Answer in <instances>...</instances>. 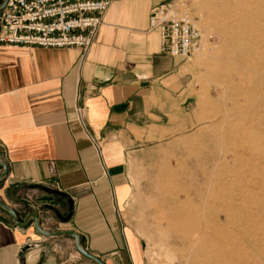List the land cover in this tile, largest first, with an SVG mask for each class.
<instances>
[{"label": "crops", "instance_id": "obj_1", "mask_svg": "<svg viewBox=\"0 0 264 264\" xmlns=\"http://www.w3.org/2000/svg\"><path fill=\"white\" fill-rule=\"evenodd\" d=\"M169 1L113 0L83 55L0 45V161L7 167L0 203L19 224L33 213L44 233H74L105 264L87 247L111 245L106 232L113 224L112 193L106 192L85 135L102 145L113 166L110 178L119 201L126 151L148 132L169 129L185 86L183 61L160 54L158 31L148 27L151 10ZM35 187L65 194L70 219L58 218L69 214L64 198ZM109 260L143 264L136 244L125 241ZM0 264H80V256L72 237H45L32 220L18 227L0 208Z\"/></svg>", "mask_w": 264, "mask_h": 264}, {"label": "rangeland", "instance_id": "obj_2", "mask_svg": "<svg viewBox=\"0 0 264 264\" xmlns=\"http://www.w3.org/2000/svg\"><path fill=\"white\" fill-rule=\"evenodd\" d=\"M173 1L200 31L201 50L181 59L169 129L126 151L119 201L113 166L85 135L113 210L111 245L87 249L107 264H118L109 256L124 241L143 264H264V0Z\"/></svg>", "mask_w": 264, "mask_h": 264}, {"label": "built area", "instance_id": "obj_3", "mask_svg": "<svg viewBox=\"0 0 264 264\" xmlns=\"http://www.w3.org/2000/svg\"><path fill=\"white\" fill-rule=\"evenodd\" d=\"M173 1V0H172ZM153 8L150 31H158L159 53L189 61L201 49V33L184 5ZM113 0H8L0 15V45L16 49H75L92 45ZM81 109H75L81 123ZM98 145V144H97Z\"/></svg>", "mask_w": 264, "mask_h": 264}, {"label": "water", "instance_id": "obj_4", "mask_svg": "<svg viewBox=\"0 0 264 264\" xmlns=\"http://www.w3.org/2000/svg\"><path fill=\"white\" fill-rule=\"evenodd\" d=\"M8 0H4V2L2 3V5L0 6V11H2L6 5ZM0 167L2 169V172L0 174V181L2 179H4L6 177V174H7V167L0 161ZM35 189L39 190V191H42L46 194H50V195H53V196H58V197H62L64 198L68 204H69V214L67 216L66 219H62L61 217H58L60 220L62 221H68L71 217V213H72V208H71V202L69 200V198L63 194V193H60V192H57V191H54V190H50V189H46V188H43V187H35ZM0 208L3 209L4 211H6L12 218L13 220V223L18 226V227H21V228H25L26 225H27V222L29 220H32L33 223H34V227L36 229V231L45 236V237H58V236H69V237H72L74 240H75V246H76V251L83 257H85L86 259L94 262L95 264H103L99 259L95 258L94 256L86 253L81 247H80V244H79V240H78V237L77 235H75L74 233L72 232H63V233H52V234H49V233H44L40 227H39V222H38V217L36 214H28L26 216V219L24 221V223L22 224H19L16 220V216H15V213L10 210L9 208H7L6 206H4L3 204L0 203Z\"/></svg>", "mask_w": 264, "mask_h": 264}, {"label": "bare ground", "instance_id": "obj_5", "mask_svg": "<svg viewBox=\"0 0 264 264\" xmlns=\"http://www.w3.org/2000/svg\"><path fill=\"white\" fill-rule=\"evenodd\" d=\"M187 13H188V11H187ZM189 14V13H188ZM201 50V49H200ZM198 52V51H197ZM196 53V52H195Z\"/></svg>", "mask_w": 264, "mask_h": 264}]
</instances>
